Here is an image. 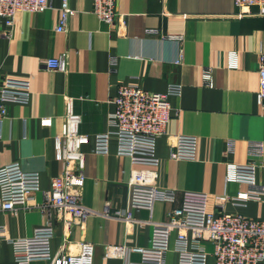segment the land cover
Returning a JSON list of instances; mask_svg holds the SVG:
<instances>
[{
	"label": "crops",
	"instance_id": "crops-1",
	"mask_svg": "<svg viewBox=\"0 0 264 264\" xmlns=\"http://www.w3.org/2000/svg\"><path fill=\"white\" fill-rule=\"evenodd\" d=\"M50 2L44 12L19 13L12 26L0 16V76L20 77L30 91L28 103H11L0 122V167L18 162L41 177V188L28 207L0 211V227H7L9 237H30L52 214L54 254L90 251L93 264H128L138 261L140 254L126 251L114 256L108 247L149 246L152 221L166 220L186 191L210 194L214 208V196L235 197L250 189L246 183L227 180V165L264 164V104L257 99L264 14L257 7L241 13L234 0H116L120 16L109 24L94 13V0H69L75 12L60 32L56 27L63 0ZM63 53L68 55L67 70L49 69L47 59ZM207 69L211 84L204 80ZM125 84L152 92L182 85L180 95L169 96L172 116L157 140L160 163L155 167L158 185L175 188L177 199L157 202L152 211L133 209L130 221L116 213L128 209L129 181L140 166L118 154L115 134L106 154L95 152L94 140L111 129L113 100ZM69 113L79 116L78 131L89 137L82 145L86 180L81 193L94 213L85 221L39 207L52 177L62 171L55 139L62 135ZM177 135L196 137L195 159L170 157ZM258 143L263 152L259 157L252 155ZM257 174L264 183L263 166ZM219 209L264 216V203L252 199L239 203L229 199ZM167 261L177 263L174 251ZM0 264H17L7 239L0 241Z\"/></svg>",
	"mask_w": 264,
	"mask_h": 264
},
{
	"label": "built area",
	"instance_id": "built-area-1",
	"mask_svg": "<svg viewBox=\"0 0 264 264\" xmlns=\"http://www.w3.org/2000/svg\"><path fill=\"white\" fill-rule=\"evenodd\" d=\"M241 13H250L257 7L264 14V0H234ZM51 7L50 0H0V16L7 25L12 26L16 16L22 12L41 13ZM60 20L57 31L66 30L69 18L75 10L69 0H63L59 8ZM94 13L100 20L114 24L119 18L116 0H94ZM181 40V36H170ZM67 53L47 59L51 70L66 71ZM211 71H204V80L211 84ZM182 85L170 84L166 92H152L138 84L121 85L114 98L115 110L110 114L111 129L95 136V152H109L111 134L118 142V154L127 156L139 168L133 170L129 181L130 199L125 212L118 211L116 216L125 220L132 219L133 209L153 210L157 202H174L177 191L172 187L159 186L158 172L155 167L160 163L157 154V140L165 133L172 116L170 95H180ZM30 99L27 82L12 75L0 76V122L9 112L11 103L26 104ZM257 99L264 104V52L259 56V89ZM44 119V123H51ZM79 116L69 113L68 122L62 135L55 139L56 158L62 162V171L52 177L51 188L44 191V201L39 207L44 211H54L60 217L85 221L94 211L82 197L81 189L85 184V153L82 145L89 137L79 133ZM253 152V151H252ZM197 154V139L190 135H177L170 149L172 159L192 160ZM262 144L254 148L252 155L262 156ZM264 164L255 161L227 165V180L246 183L250 189L235 197L218 195L213 197L215 207L210 206L212 197L206 192L186 191L181 204L167 214L163 221H152L153 231L147 247L111 245V255L123 256L126 251L138 252V261L128 264H170L169 252L177 255L175 264H264V216L257 218L241 213L228 214L219 207L232 199L236 203L249 200L264 203V183L258 181V168ZM41 188L38 171H25L18 162L0 167V211H16L28 207L33 193ZM7 227H0V241L7 239L15 249L17 264H31L45 261L47 264H93L90 251L79 253L54 254L52 239L55 235L52 214L45 223L34 229L26 238H11ZM85 244L82 242L81 246ZM91 246L92 244L89 243ZM212 259L213 261L211 262Z\"/></svg>",
	"mask_w": 264,
	"mask_h": 264
}]
</instances>
